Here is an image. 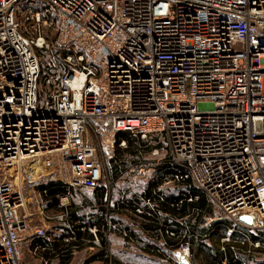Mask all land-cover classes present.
<instances>
[{"label":"built area","instance_id":"built-area-1","mask_svg":"<svg viewBox=\"0 0 264 264\" xmlns=\"http://www.w3.org/2000/svg\"><path fill=\"white\" fill-rule=\"evenodd\" d=\"M49 9L65 46L81 51L43 80L35 49L50 45L21 29L24 16L36 34L52 28ZM121 132L165 152L231 223L223 242L251 257L264 240L233 237L264 234V0H0V264H27L26 238L47 237L33 230L45 214L29 192L37 202L53 181L113 189L103 148ZM136 164L129 183L149 169ZM191 259L181 240L174 261Z\"/></svg>","mask_w":264,"mask_h":264},{"label":"crops","instance_id":"crops-1","mask_svg":"<svg viewBox=\"0 0 264 264\" xmlns=\"http://www.w3.org/2000/svg\"><path fill=\"white\" fill-rule=\"evenodd\" d=\"M123 174L114 177L110 173L115 183L110 192L102 186L96 190L62 188L63 191L49 194L44 188L48 184L62 187L57 184L60 182L55 181L38 187L35 191L39 199L37 203L41 202L45 217L37 211L39 219L35 224L48 232L44 239L26 238L24 261L27 264H42L44 261H49L50 264H176L174 251L167 248L164 238H159L150 230L142 229L138 226L139 223L133 221V213L122 207V201L131 196V190L126 187L129 179ZM203 213L199 226L200 234L198 232L194 238L190 264H212L216 253L221 252L227 245L223 239L231 223L226 219L219 220L218 212L214 209L210 208ZM193 223L195 224L196 220ZM94 226L100 230L98 238L102 242L101 246L94 243V236L90 233L89 229ZM36 228L33 227V230ZM133 228L140 233L141 239L132 237ZM73 230L82 232V238H71ZM32 233L33 231L29 235ZM85 233L87 235H84ZM261 238L264 240V237ZM256 240L255 235L247 230H242L233 237L234 243H251ZM155 244L162 246L165 252H160L162 256L148 246ZM135 247L139 253L133 252L137 250ZM245 248L240 247L241 251L238 253L229 251L228 256L231 259H241L242 264H253L247 260L244 262L248 258L243 254Z\"/></svg>","mask_w":264,"mask_h":264},{"label":"rangeland","instance_id":"rangeland-1","mask_svg":"<svg viewBox=\"0 0 264 264\" xmlns=\"http://www.w3.org/2000/svg\"><path fill=\"white\" fill-rule=\"evenodd\" d=\"M47 15L50 18L51 23H53V27L50 28L46 26L42 33L39 35L38 33H34L35 31L31 27V22L26 19V16L22 19V29L21 31L23 34L29 38H37L39 36H42L45 38L47 43L50 45L49 48H36L35 51L40 59V62L43 65L44 73H43V80L44 77L55 68H60L64 65V58L70 51H81L80 48L76 46L67 45L62 42V38L60 37V33H58V23L60 22L59 17L56 15L55 12H53L51 9L47 11ZM129 134H124V137H129ZM138 139V138H137ZM121 142V141H120ZM119 139L118 135H108L106 138V143L104 144L103 148V155L106 159L108 171L110 173H113L115 171H121L124 173L123 175H126V172L131 169L133 165H135L139 160L145 161L149 164V169H147L145 177L140 180H131V182L126 184L127 188L131 190V196L128 199L134 200L135 197L142 196L150 187L155 186L157 190L163 191L164 198L167 197H177L182 196L185 190H187L188 183L184 174H179V178L168 176V173H165V170L169 169L170 166H168L169 158L166 156L165 152H162L158 156H154L152 154V151L155 147H146L145 142L139 141L137 143V146L133 150H129L128 144L127 148L120 147L119 146ZM128 143V141H127ZM135 150V151H134ZM148 150V151H147ZM134 151V152H131ZM137 165V164H136ZM135 165V166H136ZM160 171L159 169L162 168ZM171 169V168H170ZM163 170V171H162ZM162 171V172H161ZM168 171V170H167ZM181 176L184 177L181 178ZM130 177V176H129ZM132 178V176H131ZM170 181V183H168ZM190 187L192 188V182L189 180ZM192 184V185H191ZM33 192L28 193V199L27 202L29 204L33 203ZM35 203V204H34ZM33 204L36 206L37 202H34ZM28 208H30V205H28ZM39 215L37 214L36 219L38 220ZM37 220H34L33 227H39ZM260 234L258 236H255V238L258 240H261ZM26 242V241H25ZM24 242V243H25ZM264 244L261 245L259 249L255 251L254 254H251V257H248L244 260V262H250L253 264H264ZM137 250H133V252H138V248L135 247ZM26 250L25 245L23 244V251ZM25 255V253H24ZM247 260V261H246ZM134 264H139V262H135Z\"/></svg>","mask_w":264,"mask_h":264},{"label":"trees","instance_id":"trees-1","mask_svg":"<svg viewBox=\"0 0 264 264\" xmlns=\"http://www.w3.org/2000/svg\"><path fill=\"white\" fill-rule=\"evenodd\" d=\"M124 134H129L130 136L125 138ZM118 139L119 143L122 140L128 141V148L129 150H133L136 148L137 143L140 141L136 137H134L130 133L121 132L118 133ZM118 143V144H119ZM146 145V144H145ZM147 147V145H146ZM135 151V150H134ZM131 151V152H134ZM148 151V150H147ZM168 166H170L169 169L165 170V173H168V176L174 177L175 175L184 174L181 169L174 166L170 161H168ZM163 169L160 168L159 171ZM163 171V170H162ZM161 171V172H162ZM121 171H115L112 174L114 177H117L121 175ZM179 173V174H176ZM184 179V177H183ZM187 179V178H186ZM185 180V179H184ZM190 179H187L188 188L184 191L182 196L177 197H165L163 191L157 190L155 186L150 187L142 196H136L134 200L132 199H126L125 201H122L121 205L123 208L128 209L132 213L135 214V217L133 218V221L135 223H139L138 226H140L142 229H147L152 232H154L155 235H158V237L164 238L167 248L175 251L179 247V242L181 240H184L186 242H189L192 246L195 244V237L197 236V233L200 234V222L203 219L204 211L209 210L208 202L203 193L198 191L194 188L192 185V188H189ZM191 181V180H190ZM48 184L46 187H44L49 194L56 193L55 191H63V189L67 188L62 183L59 184L60 188L55 187V185ZM63 188V189H62ZM132 192V191H131ZM189 199H192V201H189ZM144 200H151V204H153V207H150V205H146V207H143L142 204L144 203ZM138 208H141L142 215H139L138 219L136 217L137 212L136 210ZM138 216V215H137ZM196 220V223L194 224L193 221ZM177 225V226H176ZM74 234H71V238L75 237L77 239L82 238V232H76L75 230ZM100 231V230H99ZM137 230L135 228L132 229L131 235L136 240L141 239L140 233L136 232ZM167 231H175L177 236H179V240L175 238H171L167 235ZM87 232V230H86ZM84 235H87L86 233ZM84 237V236H83ZM138 238V239H137ZM102 243V242H101ZM150 248L154 249V252L156 254L161 255L160 252L165 253L162 250V246L160 245H148ZM232 252V249L230 248V245H226L225 250L221 252H217L214 256L213 260L211 261L212 264H222L223 260L225 259L227 261V264H242L241 259L238 260V258L234 257L231 259V257L228 256V252ZM162 256V255H161ZM160 256V257H161Z\"/></svg>","mask_w":264,"mask_h":264},{"label":"water","instance_id":"water-1","mask_svg":"<svg viewBox=\"0 0 264 264\" xmlns=\"http://www.w3.org/2000/svg\"><path fill=\"white\" fill-rule=\"evenodd\" d=\"M245 221H248L249 219L248 218H244Z\"/></svg>","mask_w":264,"mask_h":264}]
</instances>
